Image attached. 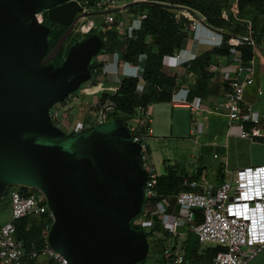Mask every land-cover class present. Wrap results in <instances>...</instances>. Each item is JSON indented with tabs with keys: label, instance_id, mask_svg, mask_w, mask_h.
I'll list each match as a JSON object with an SVG mask.
<instances>
[{
	"label": "water",
	"instance_id": "water-1",
	"mask_svg": "<svg viewBox=\"0 0 264 264\" xmlns=\"http://www.w3.org/2000/svg\"><path fill=\"white\" fill-rule=\"evenodd\" d=\"M84 2L93 4L0 0V200L8 186L39 191L53 216L48 244L67 264H143L149 243L134 223L147 181L139 144L120 119L65 132L49 116L92 79L103 48L92 34L71 42L59 65L50 62L76 18L90 15ZM43 11L50 25L37 22ZM52 24L67 29L48 52Z\"/></svg>",
	"mask_w": 264,
	"mask_h": 264
},
{
	"label": "built area",
	"instance_id": "built-area-1",
	"mask_svg": "<svg viewBox=\"0 0 264 264\" xmlns=\"http://www.w3.org/2000/svg\"><path fill=\"white\" fill-rule=\"evenodd\" d=\"M101 10L103 20L96 28L94 22L88 20L89 16L81 15L73 26L71 35L83 37L92 29L103 32L106 26H113L118 35L126 40L132 36V32L140 28L144 13L132 15L126 23L123 17L115 19L112 10L118 0H91ZM132 3H151L154 0H130ZM88 4L83 3V12H88ZM237 14L235 3L221 12V17L226 20L228 14ZM173 18L181 27L183 37L181 46L170 56L177 61H182L188 66L195 58V54L185 55V43L204 42L211 48H219L223 44L228 46L226 66L222 72V82L225 84L222 101L215 109L222 114L226 121V134L243 140L254 141L257 135L259 118L257 113L244 100L245 89L254 83V62H244L239 46L246 43L253 48L257 45L252 37L251 23L247 24V36H229L224 40L221 30H213L207 27L204 18L197 12L183 6L172 8ZM38 23H42V12L35 15ZM205 35H202V32ZM115 58L118 54H114ZM121 60V59H120ZM145 55L138 56L136 64L118 61L114 71H108V62H102L95 70L97 75L92 84L110 83L117 86L119 78L133 77L137 79L135 94L140 96L144 91L142 72ZM125 68L132 70V74ZM217 66L211 63L207 71L214 73ZM90 80V81H91ZM73 95V94H72ZM68 96L63 102L54 105L49 110L52 123L58 128L62 127L60 113L72 106L73 96ZM256 97L264 101V85L256 91ZM170 102L174 105L188 107L193 114H197L201 100L199 97L189 99V90L176 89L172 93ZM99 100L94 106H97ZM152 116V104L137 106L132 119L125 122L129 134L134 142L140 146V161L143 170L147 174L144 186V202L146 209L135 221V224L148 226L147 221L159 222L167 231L162 240L172 242L160 251L159 258L164 264H185L183 240L179 235L180 229L190 231L201 247H219L220 250L212 257V264H246L252 260L264 247V166L236 169L228 172V176L217 185H210L205 176L198 181L187 182L184 185L190 191H180L175 195L177 212L168 214L165 211L164 199L154 205L150 204L156 196V178L151 155L147 145L148 136L151 133L150 122ZM95 125L104 121L100 113L95 112ZM192 130L199 127L198 122L192 120ZM215 157V156H214ZM22 186V185H18ZM26 194H21L20 188L9 189L7 192L10 204V219L0 226V264H24V244L17 239L15 234V221L21 218L41 217L40 237L43 241L39 249H33L28 258L33 261H44L42 264H67L66 260L55 252L48 244V234L53 223L44 196L38 192L33 193L27 186H22ZM198 213L201 222L196 223L195 215ZM155 219V220H154ZM146 224V225H145ZM248 249L247 252L244 250Z\"/></svg>",
	"mask_w": 264,
	"mask_h": 264
},
{
	"label": "trees",
	"instance_id": "trees-1",
	"mask_svg": "<svg viewBox=\"0 0 264 264\" xmlns=\"http://www.w3.org/2000/svg\"><path fill=\"white\" fill-rule=\"evenodd\" d=\"M234 3L235 0L230 6ZM176 6H183L199 13L204 18L207 27L213 30H221L224 40H227L229 36H247L245 21H248L252 25V37L258 45L254 21L261 17L264 18V0H236L237 14L233 15L229 12L226 20L221 17V12L228 10L230 7L227 5V0H154L151 3L133 4V11L139 10L144 12V15L141 19L140 28L132 32L130 38L123 40L113 26H106L103 32L92 29L83 36L87 37L92 34L100 36L103 41V48L99 55L116 53L122 61L130 64H135L139 55H145L142 72V80L145 85L142 95L135 94L137 79L133 77H120L114 92L100 94L95 112H99L105 122L120 119L125 123L134 117L137 106L167 103L171 100L172 93L177 88V81L174 76L162 72L163 59L171 56L175 50L179 49L183 37L186 36L173 18L172 8ZM42 22L50 25L46 15H42ZM64 32L65 28H51L47 39L48 52L56 45ZM69 37L68 44L64 45L50 62L59 65L71 42L80 40V38L72 35ZM260 38H264V27ZM238 49L241 51L244 62H248L253 58L254 48L252 46L244 43ZM227 54L228 46L223 44L219 48L201 53L189 62L187 72L192 73L196 79L193 88L189 91V98L204 94L206 84L212 77V74L207 71L208 66L213 63L214 56L224 57ZM91 64L93 65L91 68L93 79L97 75L95 70L102 63L92 61ZM165 169L166 174L156 178V196L151 199V205L164 197H175L180 191H190L191 189L184 185V181L192 182L198 178V176H186L178 173L171 165H167ZM19 188L21 194H26L22 186ZM145 209L146 204L144 202L141 214L144 213ZM195 220L196 223L201 222L198 213L195 215ZM141 226L143 225L141 224ZM143 228L145 229V226ZM15 231L17 239L24 244V264H36V261L28 258V254L33 249H39L43 244L40 237L41 217H25L16 220ZM154 231H156L155 228L150 231L145 230L149 244L153 241ZM156 246L157 244H155ZM219 250V247L202 248L195 238L192 247H185V264H212V257ZM143 264H146V261Z\"/></svg>",
	"mask_w": 264,
	"mask_h": 264
},
{
	"label": "crops",
	"instance_id": "crops-1",
	"mask_svg": "<svg viewBox=\"0 0 264 264\" xmlns=\"http://www.w3.org/2000/svg\"><path fill=\"white\" fill-rule=\"evenodd\" d=\"M133 4H137V3H132L130 2V0H118L116 7L112 10L111 13L115 17V19L123 17L124 21L128 23L132 15L144 13L139 10L134 12L132 9ZM98 15L103 20L102 14L99 13ZM102 20L101 22H99V24L102 23ZM202 35H205L204 31L202 32ZM185 44H186L184 46L185 55L188 53H193L195 54V57L203 52L210 51L211 49H213L210 46H208L207 43L204 42L191 43L190 41H187ZM257 46L259 47V50L262 53V57L264 58V38H260ZM97 60L99 61L98 63L108 62L109 65L106 66L108 71H112V70L114 71L116 67L115 64L118 61L119 62L121 61L120 59L118 60L117 56L115 58L114 54L98 55ZM252 60L254 62L255 60L254 55ZM213 61L217 62L218 70L214 73H211L212 77L206 84L204 94L202 96H197V95L193 96V97H199L201 100L200 108L197 114H193L191 110L186 106L174 105L170 101L164 104L170 105L172 108L189 110V116H190V128L188 130L189 138H212V139L220 138L222 140V141L214 140L213 142L210 143L209 148H211L212 150L214 149V151H218L219 153L218 154L215 153L212 155L213 160L210 162L209 167H206L205 165L202 167L200 165L197 166L195 164L194 165L192 164L188 166L189 169L186 172L184 171L180 172L181 174L186 176H198L196 181L200 180V178L203 175L206 177L209 176V181L207 180L206 181L210 185H217L228 176L229 171L242 169V168L264 166V101L256 97L257 89L264 85V78L259 76L260 72L257 73L255 72L254 83L252 86L245 89V94H244L245 102L251 106V108L257 113L259 118L258 122L256 123L258 133L254 137L255 140L254 141L243 140L235 136H228L226 134L225 118L222 116L221 113H219L215 109V107L222 101V97H223L222 95L225 89V84H223L222 82V72L226 66V56L224 57L214 56ZM125 69L128 72H130V74H132V70H129L127 68ZM162 72L166 75L175 77L177 81L176 89L187 88L189 91H191V89L195 84V80H196L195 76L192 73L187 72L186 63L182 61H177L170 56L165 57L163 59ZM103 84L106 85L107 83H103ZM115 89L116 86L112 88V91ZM86 105L88 104H86L84 99H82V101L79 100L78 103L76 102L72 104V106H70L67 110H63L60 113V119L62 122V127H60V129L65 132H69L72 130H88L89 128L93 127L95 125L94 118H92L89 123L87 124L85 123L79 129L73 128V126L75 125L74 121H78L77 118H83L85 116L87 117V119L91 118L89 117L90 112L87 111L88 108H86ZM153 107L154 104H152V113H153ZM193 119H195L199 124V127L196 130H192L191 124ZM158 134H160L161 137L160 136L154 137L151 131L147 139V145L151 155L152 168L157 176H162L166 174L165 167L170 164H168V162L166 163L165 159H163L162 156L160 157V162L156 161L154 159L152 150L150 148L152 138H163V135L166 133H164V131L163 132L159 131ZM197 145H198V141L197 144L196 142H194L193 149H195ZM208 168H209V173L207 174ZM162 199L165 200V202L163 203L164 204L163 207L165 208L166 213L171 215L175 214L177 212L175 197L167 196ZM153 222L154 224L160 226L159 229L160 231H158L157 228H155L156 231H154L155 232L154 240L157 244L155 248L156 250L158 249L157 251H159L160 254V251L163 249V247L170 246L172 242L168 240L165 241L162 240L163 237L166 235L167 231L162 227V225L159 222L156 221ZM153 222L149 221L148 219L147 224L150 225L148 230L150 229L152 230L154 228V226L151 225L153 224ZM184 230L186 229L181 228L179 233L181 239L183 240V251L185 250L184 244L186 242V236L187 233H189L188 230L183 232ZM151 242L150 244L152 246ZM244 251L247 252L248 249H245ZM157 257L158 256H156V258ZM156 258L152 259L147 264L154 262ZM246 264H264V247L258 254H256V256L252 260L248 261Z\"/></svg>",
	"mask_w": 264,
	"mask_h": 264
},
{
	"label": "rangeland",
	"instance_id": "rangeland-1",
	"mask_svg": "<svg viewBox=\"0 0 264 264\" xmlns=\"http://www.w3.org/2000/svg\"><path fill=\"white\" fill-rule=\"evenodd\" d=\"M234 2V0H227L228 7ZM88 12L90 13L88 20L94 22V27L96 28L101 22V18L99 17L100 9L95 4L89 6ZM255 28L257 31V41L259 42L260 36L262 34V28L264 27V18H258L254 21ZM83 38V37H78ZM70 37L67 39L65 44H68ZM254 55V70L255 72H260L259 76L264 78V58L262 57V53L259 50V47L256 45L253 49ZM98 57V56H97ZM97 57L92 61L99 62ZM261 58V59H260ZM259 59V61H258ZM213 64H217V62L213 61ZM218 68V64H217ZM93 80V79H92ZM92 80L86 84H83L76 92L73 93L72 104L78 103L79 100L82 101L84 99L86 108L88 112H90V119L85 116L83 118H77L78 121H74L75 125L74 129H79L85 123H89L92 118L95 116V104L99 100L101 93H112V88L115 85H112L106 82L107 86L103 83H97L95 85L92 84ZM89 106V107H88ZM75 120V119H73ZM190 128V116L188 109H177L172 108L167 104H154L153 113L151 116L150 129L154 137L160 136L158 134L159 131H164L163 138H152L150 148L152 150L154 159L160 162V157L162 156L165 159L166 163L170 164L174 167L178 173L184 171L186 172L189 168V165H197V166H206L209 167L210 162L213 160L212 155L218 154V151L212 150L210 147V143L214 140L220 141V138H189L188 130ZM172 132V133H171ZM161 137V136H160ZM212 139V140H211ZM198 145L193 149V143L196 142ZM222 141V140H221ZM217 157V155H216ZM183 169V170H182ZM209 173V168L207 170V174ZM204 176V175H203ZM206 180L209 181V176H205ZM18 185L8 186L3 198L0 200V226L3 225L10 219V204L7 196V192L9 189L19 188ZM33 193L38 194L36 190L28 188ZM146 225V224H145ZM154 228H157L160 231V226L151 224ZM149 226V225H148ZM153 228V229H154ZM184 230L183 232H185ZM155 238L153 237L152 246L149 244V253L146 259V264L149 263L152 259L159 258V251L155 248ZM155 242V244H154ZM193 243H195L194 235L189 231L186 236L185 247H192ZM160 245V244H159ZM153 247V248H152ZM44 261H37L36 264H42Z\"/></svg>",
	"mask_w": 264,
	"mask_h": 264
},
{
	"label": "flooded vegetation",
	"instance_id": "flooded-vegetation-1",
	"mask_svg": "<svg viewBox=\"0 0 264 264\" xmlns=\"http://www.w3.org/2000/svg\"><path fill=\"white\" fill-rule=\"evenodd\" d=\"M42 15H46V16H47V13H46L45 11H43V12H42ZM76 20H77V18H76ZM76 20H75L74 24L76 23ZM48 24H49V22H48ZM52 27H56V28H57V27H61V28H65V30L67 29V27L59 26V25H56V24H52L51 28H52ZM64 45H66V44H64ZM64 45H63V46H64ZM92 66H93V65L91 64V67H92Z\"/></svg>",
	"mask_w": 264,
	"mask_h": 264
}]
</instances>
